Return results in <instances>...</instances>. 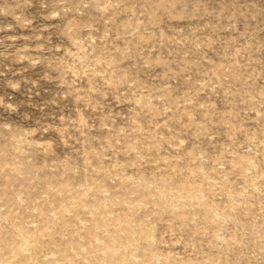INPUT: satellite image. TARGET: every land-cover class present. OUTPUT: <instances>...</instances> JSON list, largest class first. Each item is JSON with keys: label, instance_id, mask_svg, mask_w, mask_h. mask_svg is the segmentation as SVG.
Instances as JSON below:
<instances>
[{"label": "clouds", "instance_id": "9594fccd", "mask_svg": "<svg viewBox=\"0 0 264 264\" xmlns=\"http://www.w3.org/2000/svg\"><path fill=\"white\" fill-rule=\"evenodd\" d=\"M218 2L219 12L209 11L201 0H0V16L16 22L0 24V33L30 30V35L0 36V88L25 97L0 95V140L52 131L66 142L72 130L91 131V120L99 118L103 130L105 120L119 117L125 131L113 139L125 145L126 154L135 153L129 166L163 173L169 182L181 178L180 165L185 173L195 165L186 178L193 183L202 178V168L219 172L229 163L223 157L240 149L255 153L253 160L264 157V0ZM20 40L24 43L18 45ZM24 62L28 68L13 67ZM37 67L38 79L24 76ZM41 81L56 86V96L43 107L35 100ZM63 101L80 106L76 119L50 107ZM123 105L130 106L126 118ZM29 107L55 112L59 125L55 119L36 120L39 127L22 136L21 121L33 119ZM116 107L120 111L114 117ZM220 136L231 142L222 146L221 156L204 152L201 157L204 141ZM190 141L195 147H183ZM146 198L153 201L145 205L153 225L146 236L133 237L149 253L144 264H192L175 251L172 239H164L171 231L161 229L156 237L154 225L176 206L154 193Z\"/></svg>", "mask_w": 264, "mask_h": 264}, {"label": "rangeland", "instance_id": "374dc122", "mask_svg": "<svg viewBox=\"0 0 264 264\" xmlns=\"http://www.w3.org/2000/svg\"><path fill=\"white\" fill-rule=\"evenodd\" d=\"M201 3L209 11H220L218 0ZM206 20L215 23L212 17ZM7 23L16 24L12 17L0 16V24ZM221 23L226 25L227 21ZM13 34L30 35V30L15 27L0 36ZM13 67L28 68V64ZM39 74V67L24 72L32 80ZM9 78L20 79L11 74ZM41 84L35 100L43 107L56 96V86ZM4 92L12 93V89L0 88V95ZM12 94L17 100L25 98ZM50 107L76 119L80 106L63 101ZM121 107L126 118L130 106ZM27 110L33 119L21 121L22 136L39 127L36 120L51 123L55 119L59 125L58 115L48 108L43 112L40 108ZM119 111V107L114 108L113 116ZM44 112L49 113L46 118ZM104 123L108 128L101 130V120H91V131L86 128L81 134L72 130V139L66 142L52 131H38L27 140H0V264H144L149 253L133 237L138 233L146 236L153 225L145 208L153 203L146 196L153 193L176 206L173 214L154 227L157 238L161 229L171 231L164 239L174 241L173 247L182 258L192 264H264V164L258 163L264 157L253 160L255 153L240 149L223 157L229 163L220 165L219 172L214 166L202 168V178L193 183L186 178L195 165L187 173L180 165L181 178L169 182L163 173L129 166L135 163V153L126 154L125 145L113 139L125 131L121 118ZM110 130L114 131L110 134ZM156 131L164 134L159 125ZM230 143L224 136L205 140L200 155L207 152L220 157L222 146ZM183 147L191 150L195 142ZM171 175L176 176L174 172ZM155 188L160 192L155 193Z\"/></svg>", "mask_w": 264, "mask_h": 264}]
</instances>
